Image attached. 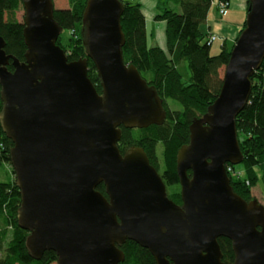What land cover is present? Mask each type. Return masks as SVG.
<instances>
[{
    "label": "water",
    "instance_id": "95a60500",
    "mask_svg": "<svg viewBox=\"0 0 264 264\" xmlns=\"http://www.w3.org/2000/svg\"><path fill=\"white\" fill-rule=\"evenodd\" d=\"M24 1L26 60L7 55L0 37V125L13 143L17 221L30 233L29 256L40 261L54 251L57 264H122L130 240L157 264H225L224 237L233 264H264V206L234 192L226 170L244 160L236 120L264 62V0H249L220 94L178 151L182 205L168 197L143 148L122 154L118 147L122 127L160 126L167 116L157 89L124 62V2L87 0L84 10V45L100 94L87 59L70 62L57 44L64 28L52 0Z\"/></svg>",
    "mask_w": 264,
    "mask_h": 264
},
{
    "label": "trees",
    "instance_id": "16d2710c",
    "mask_svg": "<svg viewBox=\"0 0 264 264\" xmlns=\"http://www.w3.org/2000/svg\"><path fill=\"white\" fill-rule=\"evenodd\" d=\"M122 1L124 12L121 25L126 38L123 47L124 62L138 68L148 85L157 89L163 99L167 116L160 126L153 125L147 129L122 127V138L118 147L122 154L132 146L143 148L150 163L166 184L168 197L175 203H180L178 151L190 142L191 124L203 117L208 107L219 96L223 84L220 71L227 66L235 44L231 48L223 45L219 54H211L212 45L207 43L209 34L203 32L201 26L206 23L215 0H170L181 9V12L167 8L160 17L157 16V19L167 21L166 49L152 48L148 45L146 19L140 9V3ZM86 3L87 0H69L68 9L54 11V18L64 31L68 30L75 34V38H71V53L63 44L62 35L57 44L68 54L70 62L87 59L88 77L102 94L101 80L95 64L88 58L82 34ZM21 8L23 0H0V37L6 43L7 55L15 56L24 62L28 51L25 42L26 26L16 18V13ZM185 63L191 74L189 81L184 80L181 71ZM8 69L14 70L12 63ZM251 80L252 91L249 101L236 120L238 138L244 155L242 163L244 177L235 179L229 173V168L233 165L226 166L234 192L248 202L255 199L252 195L253 187L260 182L264 186V62ZM167 99L176 101L182 109L171 110ZM2 107L0 86V112ZM159 145L162 150L160 158L157 154ZM12 147V141L7 138L0 125V166L5 164L9 166L15 177L10 161ZM104 189L102 185L98 187V190L105 194ZM20 203V189L16 180L0 181V264L56 262L57 255L54 251H46L40 261L29 256L26 239L30 233L21 229L17 221ZM8 227L12 229L11 238ZM219 244L223 254L222 261L225 264H233L235 256L232 242L223 237L219 238ZM121 249L126 255L122 264H157L148 249L133 241L128 240Z\"/></svg>",
    "mask_w": 264,
    "mask_h": 264
},
{
    "label": "rangeland",
    "instance_id": "374dc122",
    "mask_svg": "<svg viewBox=\"0 0 264 264\" xmlns=\"http://www.w3.org/2000/svg\"><path fill=\"white\" fill-rule=\"evenodd\" d=\"M125 1H132L134 4L140 3V5H141L140 9L143 11V13L147 12L146 13L147 16L145 15V13H144V16L147 19L146 26H147L148 45L152 48L161 47V48L165 49L166 48L165 45L163 46L162 41L158 40V38H157V37H160L158 32H160L161 34L164 32V27H163L164 24H163L162 20L157 21L156 19H154V16L159 15V14L162 15L167 8H173L177 12H181V9L177 8L175 6V4L172 3L170 0H125ZM215 1H216L217 9H220L218 14L220 16H226L229 9L232 6L231 0H227V1L215 0ZM54 2H55V7L57 9H67L69 7V0H54ZM222 3L225 5H223ZM223 9L226 11V13L223 12ZM154 13H155V15H154ZM212 13L214 15L215 11H213ZM24 16H25V9H23V8L19 9L16 13L17 20H19L20 22H24ZM217 18H220V17L218 16ZM160 24H161V26H160ZM201 27H202L201 29L203 32L208 33L207 29H205V24H203ZM241 33H242V31L240 32L239 36L241 35ZM165 35H166V32H165ZM211 36L216 37V39L213 42H211V45H212L211 54L217 55L220 53V51L222 49L223 41L218 40L217 34L210 33L209 37H211ZM72 37L75 38L74 32H71L68 30H65L61 36L62 42L66 46V49L69 53L72 52V48L70 45ZM181 71L183 73L184 80L189 81V78H191V74H190V70L188 68V65L186 63L181 68ZM224 71H225V67H223L220 71L221 77L224 76ZM167 104H168L169 108L173 111L182 109L181 106L176 101H174L172 99H167ZM157 152H158L157 154L160 158L161 152H162L160 145L158 146ZM231 171L232 172L230 175H232V173H233L235 175V177H234L235 179H242L244 177V172H243L244 169L242 167V164L236 165V166H231ZM13 179H15V177H14V174L12 173V170L10 169V167L7 166L6 164L1 165L0 166V181L10 182V181H13ZM252 195L254 198H256L259 201L260 204H262L264 206V186L262 185L261 182L258 183V185L256 187H253ZM8 230H9V238H11V236H12L11 227H8ZM52 264H57V263L54 262Z\"/></svg>",
    "mask_w": 264,
    "mask_h": 264
},
{
    "label": "crops",
    "instance_id": "0c3cea01",
    "mask_svg": "<svg viewBox=\"0 0 264 264\" xmlns=\"http://www.w3.org/2000/svg\"><path fill=\"white\" fill-rule=\"evenodd\" d=\"M231 2L232 6L227 15L220 16L217 12L216 1H214L205 23L207 32L217 34L218 40L223 41V45L229 48L234 45L246 25L248 7V0H231ZM213 11H215L214 15ZM218 16L220 18H217Z\"/></svg>",
    "mask_w": 264,
    "mask_h": 264
},
{
    "label": "bare ground",
    "instance_id": "6f19581e",
    "mask_svg": "<svg viewBox=\"0 0 264 264\" xmlns=\"http://www.w3.org/2000/svg\"><path fill=\"white\" fill-rule=\"evenodd\" d=\"M249 1V0H248ZM249 7H250V2H249V5H248V7H247V15H248V13H249ZM219 11H220V9H217V12L219 13ZM223 12L224 13H226V11L223 9ZM229 12V11H228ZM146 13L147 12H145V15H146ZM154 15H155V13H154ZM147 16V15H146ZM157 16H161L160 14L159 15H155L154 16V19H156L157 21L158 20H162V22H163V24H164V32L161 34L160 32H158V34L160 35V37H157L158 38V40H161L162 41V43H163V46L165 45V47L167 48V37H166V35H165V32H167V21L165 20V19H161V18H158L157 19ZM146 19V18H145ZM147 21V20H146ZM160 26H161V24H160ZM146 29H147V26H146ZM243 31V30H242ZM165 38V39H164ZM165 48V49H166ZM138 69V68H137ZM139 71V70H138ZM139 73H140V71H139ZM140 75L142 76V74L140 73ZM143 78V77H142ZM226 170H227V173H228V169L226 168ZM230 173V172H229ZM229 175V174H228ZM230 177V176H229ZM103 186V185H102ZM104 187V186H103ZM105 188V187H104Z\"/></svg>",
    "mask_w": 264,
    "mask_h": 264
},
{
    "label": "flooded vegetation",
    "instance_id": "af4514ba",
    "mask_svg": "<svg viewBox=\"0 0 264 264\" xmlns=\"http://www.w3.org/2000/svg\"><path fill=\"white\" fill-rule=\"evenodd\" d=\"M52 3H53V5H54V9L56 10L57 8L55 7V2H54V0H52ZM23 9H25V1L23 0ZM68 9V8H67ZM164 106V105H163ZM164 109H165V107H164ZM189 173V176L191 177V175H192V172L191 171H189L188 172ZM181 187V186H180ZM168 193V192H167ZM180 199H181V188H180ZM176 204H178V205H182V200L180 201V203H176Z\"/></svg>",
    "mask_w": 264,
    "mask_h": 264
},
{
    "label": "built area",
    "instance_id": "2783aa9c",
    "mask_svg": "<svg viewBox=\"0 0 264 264\" xmlns=\"http://www.w3.org/2000/svg\"><path fill=\"white\" fill-rule=\"evenodd\" d=\"M222 4H223V3H222ZM223 5H225V4H223ZM215 39H216L215 36H211V37L208 38V42H207V43H208L209 45H211V42H213ZM229 172H230V173L232 172V171H231V167L229 168ZM232 176L235 177V175H234L233 173H232ZM247 184H248V183H247Z\"/></svg>",
    "mask_w": 264,
    "mask_h": 264
}]
</instances>
